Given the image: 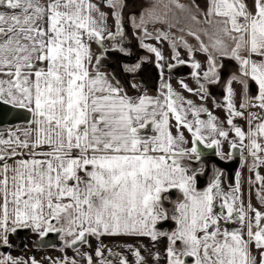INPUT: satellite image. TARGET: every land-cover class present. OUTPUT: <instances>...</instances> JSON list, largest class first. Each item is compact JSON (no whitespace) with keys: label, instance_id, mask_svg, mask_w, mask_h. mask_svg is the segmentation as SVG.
<instances>
[{"label":"snow or ice","instance_id":"obj_1","mask_svg":"<svg viewBox=\"0 0 264 264\" xmlns=\"http://www.w3.org/2000/svg\"><path fill=\"white\" fill-rule=\"evenodd\" d=\"M129 39L146 55L118 74ZM225 59L221 119L207 103ZM146 63L154 93L135 80ZM184 65L195 87L173 86ZM0 105L30 116L0 128V264H264V0H0ZM211 157H238L247 198ZM20 231L60 255H13Z\"/></svg>","mask_w":264,"mask_h":264},{"label":"crops","instance_id":"obj_2","mask_svg":"<svg viewBox=\"0 0 264 264\" xmlns=\"http://www.w3.org/2000/svg\"><path fill=\"white\" fill-rule=\"evenodd\" d=\"M142 2H143V0H142ZM185 2L188 3L189 0H185ZM198 2L202 6L203 3H204V0H198ZM142 5H145L144 2L142 3ZM144 10H146V7L141 8V10L138 13H136V12H134V13L139 14V13L143 12ZM148 27H149V30H151L153 27L163 28L165 31L168 30L166 25H161V24H156V25L149 24ZM129 28H131V25H129ZM172 31L175 32L176 29H172ZM177 34H180V33L177 32ZM188 40H189V43L194 44V45L196 44V41L193 38L188 37ZM162 47H163V50H164V55L167 57L169 55V53H170V49L168 48L166 43L163 44ZM184 58L187 59L186 55L184 56ZM196 59L199 60L201 63H204V60H205L204 56L203 55H199V54L196 56ZM106 70H108V69H106ZM154 70H155V76H154V74L152 72ZM187 71L191 72V68L189 66H187V65H184V66H179L176 69H173L172 72L175 73V74L181 75V74H184ZM219 71H220L222 79H221V81L218 84L212 85L210 87L211 97L208 100L207 106L210 109H212L217 116H219L221 119H223L224 116H225L224 111L222 109L216 108L214 106V104L212 103V99L214 98L217 101H222L223 88H224L225 84L227 83V81L229 80V78L232 76V74L237 72V66H236L234 61H230V60L225 59V60H223V67L220 68ZM139 75H142L144 78H146V83L148 84L149 91L154 93L155 85H157L159 83V74H158V71L155 69L154 64H151V63L145 64L143 66L142 70L140 71ZM165 75L167 76L168 73L166 72ZM171 75H172V73H171ZM172 77H173L172 83H173L174 87L178 88V84H177V80L178 79H183L191 87H195L196 86L194 81L191 80L189 75H181V76L172 75ZM135 80H136V82L139 83L138 76L135 77ZM233 87H234V89L236 91L235 99H236V103L238 105L240 103V101H241V87H240L239 84H235V83L233 84ZM255 91H256V89H255V86L253 85L250 94L251 95H255ZM184 95L189 97V98H191V99H193V100H196L197 102H199L198 98L192 96L190 93L185 92ZM236 122L238 124H245V122L242 121V120H237ZM227 151H228L227 146H225V152H227ZM238 170H241L242 173H243V180H244L243 188H244V191H245V197L247 198L248 188H249V186L247 184V177L249 176V173H248L246 168L241 169V165H239ZM261 173L264 174V169H261ZM252 202H253V204H256L258 206V204H257V202H256V200L254 198H253ZM129 242L131 243V241H129ZM157 247L159 248V250L161 252H163L164 241H160V243H159V245ZM254 255H257V254L254 253Z\"/></svg>","mask_w":264,"mask_h":264},{"label":"flooded vegetation","instance_id":"obj_3","mask_svg":"<svg viewBox=\"0 0 264 264\" xmlns=\"http://www.w3.org/2000/svg\"><path fill=\"white\" fill-rule=\"evenodd\" d=\"M143 2H144L145 5H142ZM143 2H142V0H129V10H131V12L138 13L141 10V8L147 7L152 2V0H143ZM129 32L131 34V32H132L131 28H129ZM127 43L131 47L132 56L131 57H123V56L114 55L109 61V63L111 64V70L117 71L118 74H119L118 62L122 63V62H125V61H134L138 56L146 55V53L143 50H138L137 49V47H136V45H135V43L133 42L132 39H129V41H127ZM152 72H153V74L155 76V70L152 71ZM189 74H190V71H187V72H185L184 74H181V75H189ZM172 75L181 76V75L175 74L173 72H172ZM138 80H139V82L142 81L143 84L148 86V84L146 83V78H144L142 75H138ZM17 124H20V123H17ZM7 126H11V125H7ZM4 127H6V126H2L0 128H4ZM235 160H238L237 168H236V171H237L238 167L240 165V161H239L238 157L236 159L231 160V161H235ZM212 164L213 163L211 162V159H209V161H208L209 173L211 172ZM221 169L224 171L225 176L228 179H232L234 177L235 174L231 176L229 172H227L223 168H221ZM207 178H208L207 176L201 178V186H203L204 182L207 181ZM172 195H173V198H174L175 197V193H173ZM163 227H167V225H163ZM18 236H19V240H17V236L16 235L12 236V238L14 240V245H13L14 247H13V251H12L13 255H25V254L32 255V254H35L37 256V258L39 256L41 257L42 255L43 256H45V255L46 256L47 255L59 256L60 255L58 250L56 248H53V247H39V246L33 247L32 241L35 239V237L31 233H28L26 231H20L18 233ZM48 239L53 241L54 243L59 242L58 238H55L53 235L49 236ZM161 241H163V240H161ZM104 242H105V244H112L113 243V242L108 241V239H105ZM18 243L21 244V245L26 244L27 248H23V250H21V248H17L16 245ZM144 243L147 245L149 242L147 240H145ZM28 249H32V251L29 252ZM68 254L72 255L71 250H69ZM255 254H257V253H255ZM129 258H131V257H129Z\"/></svg>","mask_w":264,"mask_h":264},{"label":"water","instance_id":"obj_4","mask_svg":"<svg viewBox=\"0 0 264 264\" xmlns=\"http://www.w3.org/2000/svg\"><path fill=\"white\" fill-rule=\"evenodd\" d=\"M27 119H30V116L27 113L21 110L11 109L7 106L0 105V127L14 125L17 123H26ZM210 159L212 163L217 164L220 168H223L229 172L231 176L235 174L238 160L223 162L215 159L214 157H211ZM56 244L58 246L59 242Z\"/></svg>","mask_w":264,"mask_h":264},{"label":"rangeland","instance_id":"obj_5","mask_svg":"<svg viewBox=\"0 0 264 264\" xmlns=\"http://www.w3.org/2000/svg\"><path fill=\"white\" fill-rule=\"evenodd\" d=\"M166 2V0H161V5H162V3H165ZM181 2H183V3H186L185 2V0H181ZM204 4V3H203ZM154 5H156V0H152V2L146 7V9H149V8H152ZM157 10L158 11H160V10H162V8H161V6L160 5H157ZM25 123H20V124H15V125H11V126H6V127H4V128H8V127H15V126H22V125H24ZM11 239H12V242H13V245H14V240H13V238L11 237ZM46 256V255H45ZM47 256H53V255H47ZM53 257H55V256H53ZM38 258H40V256L38 257Z\"/></svg>","mask_w":264,"mask_h":264}]
</instances>
